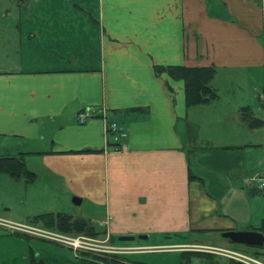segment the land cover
I'll return each instance as SVG.
<instances>
[{
    "label": "crops",
    "instance_id": "obj_1",
    "mask_svg": "<svg viewBox=\"0 0 264 264\" xmlns=\"http://www.w3.org/2000/svg\"><path fill=\"white\" fill-rule=\"evenodd\" d=\"M4 1L0 157L35 174L30 184L0 175L9 199L11 181L38 189L26 214L65 213L45 203L76 197L110 241L258 231L264 127L241 113L264 122V0ZM156 67L213 68L217 99L187 107L183 82ZM86 109L95 116L78 124Z\"/></svg>",
    "mask_w": 264,
    "mask_h": 264
},
{
    "label": "rangeland",
    "instance_id": "obj_2",
    "mask_svg": "<svg viewBox=\"0 0 264 264\" xmlns=\"http://www.w3.org/2000/svg\"><path fill=\"white\" fill-rule=\"evenodd\" d=\"M6 1L0 0V3H4ZM12 56L8 58L14 59L15 53L18 50L15 48L12 50ZM0 56H4L2 53ZM248 89L249 86H247ZM248 92V90H247ZM252 96L253 93L251 92ZM252 96L250 99L252 100ZM226 97V96H225ZM248 99V98H247ZM251 100L247 103H251ZM262 119L264 116L262 114ZM262 137L261 133L258 134ZM38 181L35 183V186H39L42 183L41 174L38 175ZM11 188H9L12 198L9 199L8 193L6 191L7 187L5 188L0 183V219L12 224H18L23 227H31V228H39L41 230L50 231L53 233H61L55 229L45 227L41 223H33L30 219L34 216L41 215V214H26L30 211H34L35 204L33 202V197L37 199V193L34 192L37 187H27V194L25 193L26 189L24 188V182L17 183L11 181ZM38 190V189H37ZM60 195V196H59ZM61 192L58 194L57 198L60 197V200H56V203L51 202L45 203L46 205H54L56 209L60 211H64V214L72 216L73 218H81L87 219L90 216H94L95 214H84L87 212L86 203L83 205H74L72 203V198L70 200H66L63 198ZM47 196L42 197L43 200L46 199ZM41 197H39L40 199ZM6 203V204H4ZM10 209V210H9ZM63 213V212H62ZM97 216V215H96ZM100 228H98L99 230ZM24 236V237H21ZM70 237H77V236H85L83 234L74 235V234H67ZM136 235L135 241L132 242L133 244H148V245H156L157 248L152 247H140L145 248L148 252H135L131 254L121 255L118 250L114 248H121L125 246H120L119 242L114 238V241H110L105 236H97V237H89L85 236L89 239V243L93 248L96 250L90 253H80V252H73L71 249L56 243H52L46 240H40L35 238L34 236L24 234L19 231H15L8 227H3L0 225V264H29V252L32 249L36 256L44 260L47 264H80L81 259H91V257L83 256L84 254H88L90 256H96L102 259H110L114 260L117 263H110V264H180L181 263V253L184 252H200L196 251L195 246H199L201 248L204 247H217V248H224V249H231L235 248L231 246L227 240L221 238L220 233L214 232L208 235L206 238L207 240L204 241L205 243L195 244L191 240H187L186 242L180 243V240H165L164 237H155L151 236L148 241H139ZM174 243H180L173 246ZM204 244V245H202ZM109 250L108 252H105ZM112 249L113 251H111ZM99 250H103L99 252ZM116 251V252H114ZM204 253V252H203ZM264 257V251L263 256ZM92 260V259H91ZM221 264H223V260H218ZM225 261V260H224ZM108 264V263H103ZM190 264H207L206 260L199 259L198 257H192L190 260Z\"/></svg>",
    "mask_w": 264,
    "mask_h": 264
},
{
    "label": "trees",
    "instance_id": "obj_3",
    "mask_svg": "<svg viewBox=\"0 0 264 264\" xmlns=\"http://www.w3.org/2000/svg\"><path fill=\"white\" fill-rule=\"evenodd\" d=\"M155 71L157 74L166 72L171 79L183 82L185 104L187 107L208 105L217 99L215 91L210 87V83L215 77V70L211 67H156ZM241 118L251 130L264 127V122L254 117L248 108L242 110ZM0 175H6L14 181H24L27 184L33 183L35 180V174L27 169L22 157L1 156ZM192 178V174L189 173V180ZM30 221L33 223H41L46 228L49 227L64 234H83L89 237L98 236V233L94 231L92 225L88 221L81 218H73L72 216L64 213L41 214L32 217ZM258 231L264 234V220H262ZM21 237L24 236L21 235ZM231 246L235 248L242 247L256 257L263 256L264 246L261 248L239 246L235 244H231ZM29 255V264H47L44 260L36 256L32 249H30ZM83 256L91 257L92 260L84 258L81 259L80 264L117 263L114 262V260H105L93 255L90 256L88 254H84ZM194 256L199 259L206 260L207 264H221L216 256L203 252L181 253L182 261L180 264H190V260ZM223 264L237 263L232 261H223Z\"/></svg>",
    "mask_w": 264,
    "mask_h": 264
},
{
    "label": "built area",
    "instance_id": "obj_4",
    "mask_svg": "<svg viewBox=\"0 0 264 264\" xmlns=\"http://www.w3.org/2000/svg\"><path fill=\"white\" fill-rule=\"evenodd\" d=\"M95 114L90 110L86 109L81 111L77 114V123L83 124L89 119L93 118ZM106 136L113 138V141L116 143L118 142V139L123 137V133H121L115 124H107L106 128ZM256 187L258 192L264 196V174L258 178L255 179ZM0 225L3 227L11 228L15 231L22 232L24 234H28L31 236H34L35 238L50 241L52 243L63 245L69 249H71L73 252H80V253H90L95 251L96 249L93 248V246L90 245L89 239L85 236H77V237H70L67 234L64 233H53L50 231L41 230L39 228H31V227H23L18 224H12L6 221H3L0 219ZM193 248H196V251H201L204 253L212 254L216 256L218 259H222L223 261H232L237 264H264V257H256L252 253L246 251L242 247H236L231 249H224V248H217V247H204L201 248L199 246H195ZM107 248H105L106 250ZM117 249L118 252L121 255L131 254L135 252H148L144 251L147 250L145 248L140 247H121V248H114ZM113 251L112 249H110ZM103 250H99V252H102ZM109 250H106L105 252H108Z\"/></svg>",
    "mask_w": 264,
    "mask_h": 264
},
{
    "label": "water",
    "instance_id": "obj_5",
    "mask_svg": "<svg viewBox=\"0 0 264 264\" xmlns=\"http://www.w3.org/2000/svg\"><path fill=\"white\" fill-rule=\"evenodd\" d=\"M80 199L73 197L72 203L74 205L80 204ZM221 238L227 240L231 244L246 246V247H258L264 246V234L259 231H223L220 233ZM135 236H119L118 242H133ZM138 240H146V235H138Z\"/></svg>",
    "mask_w": 264,
    "mask_h": 264
}]
</instances>
